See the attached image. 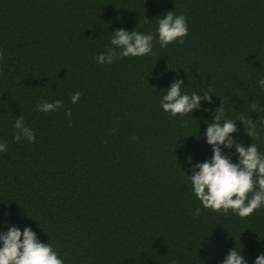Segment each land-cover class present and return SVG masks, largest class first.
Listing matches in <instances>:
<instances>
[{"label": "trees", "instance_id": "1", "mask_svg": "<svg viewBox=\"0 0 264 264\" xmlns=\"http://www.w3.org/2000/svg\"><path fill=\"white\" fill-rule=\"evenodd\" d=\"M169 10L189 33L161 47ZM121 28L152 34V53L98 63ZM0 50V233L31 227L64 264H222L234 248L254 264L264 253V206L246 218L206 209L189 178L213 156L206 130L222 104L225 120H253L254 139L240 120L232 137L264 155V113L250 107H264V0H0ZM177 79L211 103L165 112ZM21 115L34 143L14 140Z\"/></svg>", "mask_w": 264, "mask_h": 264}, {"label": "clouds", "instance_id": "2", "mask_svg": "<svg viewBox=\"0 0 264 264\" xmlns=\"http://www.w3.org/2000/svg\"><path fill=\"white\" fill-rule=\"evenodd\" d=\"M113 33L111 40L113 47L96 57L100 64H111L115 59L123 57H143L153 51L155 37L150 33L123 28ZM188 33L187 18L176 15L172 10L163 14L158 21L161 47H167L173 42L183 44ZM3 60L4 52L0 50V61ZM257 84L264 88V79L258 80ZM183 85L182 79L175 80L161 100L162 109L173 117L192 114L193 110L202 108V100L209 103L212 100L210 90L202 95L182 94ZM81 96V92L74 93L71 97L72 103H78ZM60 107H62L60 100L42 101L37 105V110L47 113L57 111ZM250 107L252 112L264 113V107H261L260 103H253ZM66 115L70 117L71 110ZM224 116L222 104L215 110L212 119L214 122L208 123L206 130L207 143L213 146V156L209 161L194 165L193 174L189 178L192 190L204 208L224 214L231 210L241 218H246L264 206V155L255 143L245 147L232 137V134L238 131L236 121L240 120L243 121L247 134L254 139L256 124L253 120H245L243 115L235 121L225 120ZM14 128L17 130L14 140L26 138L30 142H35V133L25 125L22 115L15 120ZM133 139L137 138L134 136ZM222 145L229 149L233 146L236 148L239 157L237 163L232 162L230 156L223 152ZM6 150L7 143L0 142V151ZM189 159L191 161V157ZM200 211V208L195 209L193 215H200ZM0 242H2L0 264H64V260L54 250L52 244L41 242L31 227H25L21 231L19 227L12 226L8 231L0 233ZM172 264H175V261H172ZM222 264H248V261L234 248L230 250ZM254 264H264V253L256 258Z\"/></svg>", "mask_w": 264, "mask_h": 264}]
</instances>
